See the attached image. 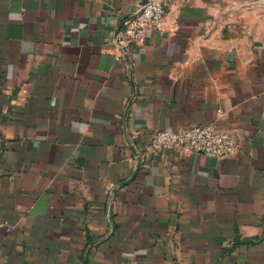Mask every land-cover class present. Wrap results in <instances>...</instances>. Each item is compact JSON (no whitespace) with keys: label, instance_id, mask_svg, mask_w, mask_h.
I'll list each match as a JSON object with an SVG mask.
<instances>
[{"label":"crops","instance_id":"obj_1","mask_svg":"<svg viewBox=\"0 0 264 264\" xmlns=\"http://www.w3.org/2000/svg\"><path fill=\"white\" fill-rule=\"evenodd\" d=\"M0 0V264H264V0ZM232 132L224 157L144 152Z\"/></svg>","mask_w":264,"mask_h":264},{"label":"built area","instance_id":"obj_2","mask_svg":"<svg viewBox=\"0 0 264 264\" xmlns=\"http://www.w3.org/2000/svg\"><path fill=\"white\" fill-rule=\"evenodd\" d=\"M166 15L167 0H143L134 15L127 18L122 29L115 34L114 41L124 50L131 44H145L149 30L164 31ZM237 147L234 133L219 131L213 124H207L159 130L144 145V152L172 149L224 157L234 153ZM1 225L4 224L0 222Z\"/></svg>","mask_w":264,"mask_h":264}]
</instances>
